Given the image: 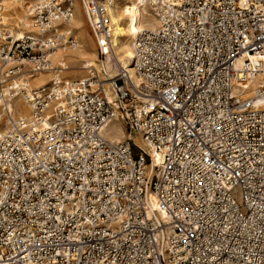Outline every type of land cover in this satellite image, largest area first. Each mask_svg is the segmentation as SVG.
Returning a JSON list of instances; mask_svg holds the SVG:
<instances>
[{"label": "built area", "instance_id": "1", "mask_svg": "<svg viewBox=\"0 0 264 264\" xmlns=\"http://www.w3.org/2000/svg\"><path fill=\"white\" fill-rule=\"evenodd\" d=\"M13 1L36 32L10 31L0 0V264H264V87L236 91L264 72V0H144L140 84L120 70L111 95L94 77L20 85L79 40L75 0ZM114 2L87 0L103 60ZM114 121L125 140L105 138Z\"/></svg>", "mask_w": 264, "mask_h": 264}, {"label": "bare ground", "instance_id": "2", "mask_svg": "<svg viewBox=\"0 0 264 264\" xmlns=\"http://www.w3.org/2000/svg\"><path fill=\"white\" fill-rule=\"evenodd\" d=\"M4 20L10 31H16L17 36L24 33L36 32V29L30 25L28 18L23 13V8L13 0H3ZM108 15L111 22V54L104 61H100L95 53L96 40L91 34L90 19L87 12V0L74 1V14L71 22L73 29L77 31L79 47L69 50H57L52 53V64L58 69L55 71L37 72L32 76L19 78L17 82L27 91L29 89H39L46 86L53 78L72 77L79 82L91 77L97 78L95 82H101L108 94H112L114 87V78L122 70L126 71L134 85L139 86L140 82L133 69V48L132 41L138 33L144 30L152 29L156 26L157 20L149 5L144 0H115L113 6L108 9ZM88 16V18H87ZM15 27L11 26V23ZM253 60V58H250ZM56 63L57 65H55ZM24 64L23 62H11L10 65ZM243 64V59L238 60V66ZM26 68L30 65L25 63ZM31 77V78H30ZM74 80V79H73ZM79 82H75L78 84ZM264 87V72L251 75L244 82H241L236 91L239 94L251 93ZM92 89L95 85L92 83ZM7 94V89H5ZM13 102V103H12ZM9 110L16 117L30 116L31 110L27 101L21 97H16L11 101ZM121 124V123H120ZM119 122H111L104 130V136L109 141H123L127 138L125 130ZM124 139V140H125ZM134 142L139 144L137 138ZM151 164L147 166L148 174L154 172V167L160 163V158L156 154H150ZM147 200L150 203V214L159 219L156 213L154 195L147 193ZM1 260V257H0Z\"/></svg>", "mask_w": 264, "mask_h": 264}, {"label": "rangeland", "instance_id": "3", "mask_svg": "<svg viewBox=\"0 0 264 264\" xmlns=\"http://www.w3.org/2000/svg\"><path fill=\"white\" fill-rule=\"evenodd\" d=\"M23 13H24V11H23ZM87 18H88V16H87ZM10 22V21H9ZM11 23V22H10ZM11 26L12 27H15V25H13L12 23H11ZM92 34V33H91ZM75 35H76V37H77V31L75 30ZM77 39H78V37H77ZM79 40V39H78ZM68 52H71V51H69V50H67V51H64V53H68ZM95 53H96V55H97V58H98V60H100V61H104L99 55H98V53H97V49H96V46H95ZM55 65H57L56 63H54ZM63 77H66V76H63ZM66 78H68V80H70V81H73V82H79L77 79L75 80V78H73L72 79V77H66ZM92 82V81H91ZM13 103V102H12ZM118 123V122H117ZM120 124V123H119ZM121 125V124H120ZM121 127L123 128V126L121 125ZM124 129V128H123ZM125 130V129H124ZM125 139V138H124ZM123 139V140H124ZM122 141V140H121Z\"/></svg>", "mask_w": 264, "mask_h": 264}]
</instances>
